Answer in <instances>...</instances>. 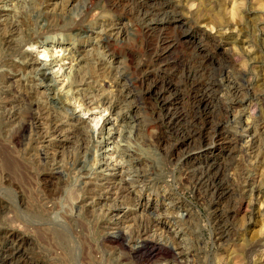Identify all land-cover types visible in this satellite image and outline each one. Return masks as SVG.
<instances>
[{
    "label": "rangeland",
    "instance_id": "rangeland-1",
    "mask_svg": "<svg viewBox=\"0 0 264 264\" xmlns=\"http://www.w3.org/2000/svg\"><path fill=\"white\" fill-rule=\"evenodd\" d=\"M194 68L213 81L198 108ZM33 101L57 126L41 139ZM205 163L212 187L187 175ZM139 223L180 264H264V0H0V264H179L109 239Z\"/></svg>",
    "mask_w": 264,
    "mask_h": 264
},
{
    "label": "bare ground",
    "instance_id": "bare-ground-1",
    "mask_svg": "<svg viewBox=\"0 0 264 264\" xmlns=\"http://www.w3.org/2000/svg\"><path fill=\"white\" fill-rule=\"evenodd\" d=\"M159 1V0H158ZM8 7V6H7ZM169 7L168 4H166V2H161L160 5L156 8H150L148 11H145L144 12V15L149 13L151 16H154L153 19H148V21L145 23V27H151V26H154L156 23H159V22H164V19L166 20V18H168L167 16L164 17L165 15V12L167 11L166 8ZM170 9V8H169ZM170 11V10H169ZM143 12V11H142ZM168 12V11H167ZM166 12V13H167ZM169 13V12H168ZM148 14V15H149ZM147 15V16H148ZM146 16V15H145ZM173 16V17H172ZM171 17L174 19V15H172ZM150 17V16H149ZM158 17V18H157ZM160 17V18H159ZM146 19V18H145ZM176 19V17H175ZM171 20V19H170ZM11 22V21H10ZM183 31V30H182ZM6 33V32H5ZM182 33V32H181ZM183 34V33H182ZM179 36V35H178ZM173 37V36H172ZM166 39V38H165ZM169 39V38H168ZM185 39L186 41H188L191 46L193 48H190L191 50L193 49L194 52H195V55L197 57L201 56V57H204L202 55V52H203V49H202V45L200 44L201 42L198 41L197 39L191 37L190 35H185ZM175 40V39H174ZM163 41V39H162ZM165 42V41H164ZM169 42V41H168ZM174 42V41H173ZM190 46V47H191ZM189 48V47H188ZM45 52V51H44ZM44 52H42L41 54H44ZM194 55V53H193ZM47 56V55H45ZM207 56V54H206ZM164 59V58H163ZM196 59V58H195ZM200 59V57H199ZM55 60V59H54ZM52 61V63H54L55 61ZM188 60V59H187ZM194 60V59H193ZM197 61V60H195ZM204 61V59H203ZM45 63V62H44ZM195 62H193L194 64ZM48 64V62H47ZM46 63L43 64L44 66L47 65ZM50 64V65H51ZM178 64V63H177ZM199 65L201 66L202 65V61L199 60ZM196 66V65H195ZM194 66V67H195ZM203 66V65H202ZM72 68V67H71ZM67 69L68 70V73L65 75V77H67L69 79L70 75L73 74V70L72 69ZM190 68V67H189ZM188 68V69H189ZM201 69V68H200ZM203 69V68H202ZM21 70V69H20ZM62 68H58V70L56 71L57 72H61ZM191 70V68H190ZM189 70V71H190ZM204 71V70H203ZM77 72V71H76ZM193 74H191V72L189 74H187L186 76L183 75L185 78L181 79L182 81V84L185 83V87L187 86L186 83H189V91L187 92H190L191 94V98H190V104L192 106V108H198L199 106L201 105H206L207 104V101H208V98H207V95L206 93L210 90V88L212 87V84H213V81L211 82L210 78H207V81L206 79L205 80H201L200 77H196V76H199V71L196 70L195 71V68L193 70ZM66 73V72H65ZM81 73V72H80ZM201 73V72H200ZM205 73V72H204ZM203 73V76H205ZM63 74V73H62ZM43 77V76H42ZM196 77V79H195ZM207 77V76H206ZM198 78V79H197ZM200 78V79H199ZM204 78V77H203ZM202 78V79H203ZM78 79H79V76H78ZM53 80V79H52ZM67 81V80H66ZM156 81V80H155ZM166 81V80H165ZM65 82V81H64ZM79 82V80H78ZM173 82V81H172ZM72 83V81H67V85L68 87H70V84ZM152 83V82H151ZM226 83V82H225ZM170 84V83H168ZM245 84V83H244ZM167 85V84H166ZM172 85V84H171ZM48 86V85H47ZM61 86V85H60ZM175 86V85H174ZM229 88V87H228ZM124 89V88H123ZM122 90V89H121ZM171 90V89H170ZM186 92V93H187ZM233 94L234 96H236V98L239 97L240 95V90L239 89H235L233 91ZM189 96V95H188ZM36 100V99H35ZM236 100V99H235ZM37 101V100H36ZM34 102L31 103L30 105V108L28 110V113H27V124L24 125V127H28V130L29 128H31V130H33V133H34V137L37 138V139H41L44 137V134L46 133H49L51 132L50 130H57V126L56 124H53L50 125L48 127V124H51L48 122V124L46 125L45 123H43V118H41V115L42 117L44 116L43 114H46L44 113V109L41 110V109H38L37 105L40 101L38 102ZM93 101V100H92ZM164 101V100H163ZM31 102V100H30ZM185 102V101H184ZM225 102V101H224ZM70 103V102H69ZM45 104V103H44ZM63 104V103H62ZM79 105V104H78ZM40 106V105H38ZM43 106V105H42ZM46 106V105H45ZM217 106V105H216ZM77 107V105H76ZM128 107V106H127ZM165 107V105H164ZM42 108V107H41ZM82 109V110H86V108L84 107V103H81L79 106H78V109ZM47 109V108H46ZM69 109V108H68ZM41 110V111H40ZM192 110V109H191ZM214 110V109H213ZM48 111V110H47ZM78 111V110H77ZM17 113V112H16ZM49 114V113H48ZM47 116V115H46ZM170 119L172 120L173 122V125L174 127L181 133H184V134H187V135H190L192 133V131L185 125V121H186V118L184 117L183 114H177L176 112L175 113H171L170 115ZM45 118V117H44ZM47 120V119H46ZM166 120V119H165ZM220 120V119H219ZM108 121V120H107ZM51 122V121H50ZM171 122V123H172ZM210 122V121H208ZM196 124V123H195ZM47 128H46V126ZM114 125V124H113ZM45 126V127H44ZM112 126V125H111ZM247 126V125H246ZM92 128V127H91ZM86 129V128H85ZM89 131V130H88ZM93 131V130H92ZM120 131V130H119ZM31 132V131H30ZM85 133V132H84ZM80 134V133H79ZM111 134V133H109ZM209 135V134H208ZM81 136V135H80ZM89 136V135H88ZM194 137V136H193ZM207 137V136H206ZM208 138V137H207ZM101 139V138H100ZM191 139V138H190ZM199 139V147L200 148H203V150H206L204 149V146H205V137L202 136ZM17 141V140H16ZM36 141V140H35ZM116 141V140H115ZM114 139H112L111 135L109 138H107V142H108V145H107V152L108 154H113V155H117V156H114L116 158L119 157V155L117 154L118 153V147H117V144L115 143ZM96 142V141H95ZM118 142V140L116 141ZM207 144V143H206ZM250 151V150H249ZM126 152V151H125ZM121 153V151H120ZM104 155V154H103ZM112 156V155H111ZM110 156V157H111ZM114 157L112 159H114ZM107 158V157H106ZM114 159V160H110L109 161H105L103 159V163L101 165V169H104V170H107V169H113V170H117L119 171L120 173H125L124 171L126 169H124L123 167V164L121 162H116L117 159ZM120 158V157H119ZM123 158V157H122ZM247 158V157H246ZM122 160V159H121ZM4 161V160H3ZM126 162V161H125ZM5 163V162H4ZM8 163V162H7ZM6 163V164H7ZM13 163V162H12ZM227 163V162H226ZM5 164V166H6ZM128 164V163H127ZM4 165V164H3ZM235 165V164H234ZM211 166L212 164L210 163H205L204 165H202L201 167H194V168H190L189 171L187 172V175L189 178H197L199 184H201L202 186L205 185L206 187H212L214 185V178L211 179V176L210 174H212V170H211ZM192 167V166H191ZM234 167V166H233ZM127 168V167H126ZM130 167H128L129 169ZM124 169V170H123ZM215 170V169H214ZM129 172V171H128ZM216 173V171L214 172ZM223 174V173H222ZM130 175V174H129ZM214 176H216V174H213ZM126 176V175H125ZM128 176V175H127ZM144 176V175H143ZM129 177V176H128ZM136 178V177H135ZM139 179V178H137ZM245 179V178H244ZM143 180V179H142ZM142 180H138V181H142ZM194 180V179H192ZM197 182V181H195ZM217 182V181H216ZM215 182V184H216ZM143 183V182H142ZM194 183V182H193ZM141 185V184H140ZM195 185V184H194ZM200 185V186H201ZM116 186V198L119 199V198H124V195L123 193L127 190L126 189V185H123V184H119V185H115ZM227 186V185H226ZM109 187V186H108ZM114 187V186H112ZM198 187V186H197ZM200 188V187H199ZM100 193V192H99ZM126 195V194H125ZM37 199V198H36ZM116 199V200H117ZM221 214V213H220ZM154 218V217H153ZM152 217L149 218V224H153L156 222L155 219H153ZM147 223V224H148ZM157 225V224H156ZM146 228H147V225H144L142 223H139L138 225H136V227L133 229V231L131 233H121V232H117L115 234H112L109 239L111 241H115L116 243L119 244L120 247H123L125 250H127L129 253L131 254H134L136 256V258H140V259H144V258H148V257H152L154 255H158V254H163L164 256H166L167 258L171 259L172 262L174 263H177L179 262L178 261V253H176L174 251V248L173 246H164V245H160L159 243H152L150 241H148V239L145 237L146 235ZM126 229H124L125 231ZM130 231V230H129ZM128 231V232H129ZM158 236V235H157ZM159 238V237H158ZM15 239V238H14ZM169 244V243H168ZM14 252V251H13ZM134 257V256H133ZM163 261V260H162ZM144 262V260H143ZM125 264V263H124ZM180 264V262H179Z\"/></svg>",
    "mask_w": 264,
    "mask_h": 264
}]
</instances>
